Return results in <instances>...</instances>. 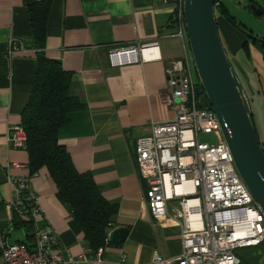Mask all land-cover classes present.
<instances>
[{
  "label": "crops",
  "instance_id": "1",
  "mask_svg": "<svg viewBox=\"0 0 264 264\" xmlns=\"http://www.w3.org/2000/svg\"><path fill=\"white\" fill-rule=\"evenodd\" d=\"M36 1L0 0V239L30 246L33 233L29 236L13 220L10 206L14 194L10 180L28 175V154L24 148L9 146L5 138L10 126L20 124L35 79L37 48L29 46L28 7ZM250 3L257 4L264 15V0ZM50 4L42 52L70 72L69 90L83 103L60 128L59 142L76 170L90 173L102 196L116 204L108 233L118 226L128 228L119 246L108 244L101 260L91 264H147L155 251L166 257L179 254L180 227L150 214L144 200L148 186L138 175L133 154L136 139L149 134L151 124L173 117L164 98L165 69L170 62L187 58L192 78L199 82L186 29L180 32L172 20V5L163 0H51ZM216 21L229 62L243 53L246 65L253 66L251 80L258 81L264 94V43L259 47V42L246 38L221 14H216ZM262 31L264 26L256 35L264 38ZM12 38L22 41L23 53L10 52ZM136 42H156V57L110 63L111 49ZM252 121L260 139L254 117ZM260 142L264 147V141ZM30 182L41 210L36 225H49L57 246L69 254L82 253L86 249L83 233L57 199L47 170L40 168Z\"/></svg>",
  "mask_w": 264,
  "mask_h": 264
},
{
  "label": "built area",
  "instance_id": "2",
  "mask_svg": "<svg viewBox=\"0 0 264 264\" xmlns=\"http://www.w3.org/2000/svg\"><path fill=\"white\" fill-rule=\"evenodd\" d=\"M163 2L172 5V20L182 33L184 0ZM10 44L11 53L24 52L22 41L12 38ZM156 44L136 42L113 48L110 63L154 58L155 52L146 57L144 51L156 50ZM165 72L164 98L173 117L151 124L150 133L136 139L133 160L148 186L144 200L150 214L157 221H173L180 227L181 251L169 257L155 251L147 264H247L240 250L255 247L264 264V209L239 176L215 113L202 105L187 58L172 60ZM200 133L211 135L212 140H200ZM5 140L13 148H23V126H10ZM10 183L14 190L10 206L31 217L35 245L0 239V264H91L101 260L108 237L93 252L86 248L76 256L69 254L57 246L49 225H36L41 210L29 175ZM121 258L124 261L125 255Z\"/></svg>",
  "mask_w": 264,
  "mask_h": 264
},
{
  "label": "trees",
  "instance_id": "3",
  "mask_svg": "<svg viewBox=\"0 0 264 264\" xmlns=\"http://www.w3.org/2000/svg\"><path fill=\"white\" fill-rule=\"evenodd\" d=\"M50 2L38 0L28 7L32 30L29 46L37 49L33 87L21 112L20 124L26 134L23 148L28 154L29 177L40 168L47 170L55 183L57 199L80 227L85 247L93 252L104 244L117 206L102 196L90 173L76 170L68 150L59 142L60 128L70 121L72 112L83 108V103L69 90L70 72L63 69L59 60L42 52ZM219 4L222 6L220 1ZM198 89L202 105L209 107L199 82ZM13 220L27 234L33 233L29 214L14 211Z\"/></svg>",
  "mask_w": 264,
  "mask_h": 264
},
{
  "label": "water",
  "instance_id": "4",
  "mask_svg": "<svg viewBox=\"0 0 264 264\" xmlns=\"http://www.w3.org/2000/svg\"><path fill=\"white\" fill-rule=\"evenodd\" d=\"M248 7L256 15L262 14L258 5L250 3ZM215 8L246 38L259 43H264V38L233 22L218 0L183 2L185 29L199 83L216 115L239 176L264 209V147L253 124L248 99L222 43ZM127 233L124 226L113 228L107 235L109 244L119 246Z\"/></svg>",
  "mask_w": 264,
  "mask_h": 264
},
{
  "label": "rangeland",
  "instance_id": "5",
  "mask_svg": "<svg viewBox=\"0 0 264 264\" xmlns=\"http://www.w3.org/2000/svg\"><path fill=\"white\" fill-rule=\"evenodd\" d=\"M220 1L223 6L222 10L233 20V22L248 31H252L254 35L261 32V28L264 26L262 25V23H264V15L258 16L250 11V8H248L247 5H249L252 0ZM215 14L220 16V12L217 8H215ZM220 36L224 45L222 35L220 34ZM261 36H264V31H262ZM230 64L240 81L244 93L247 95L250 109L252 111V117H254L256 122L260 140L264 141V94H262V89L260 84H258V81L255 78V80H251L252 72L250 71H253V66L249 62H247L246 65V58L243 53H238V55L230 57ZM194 73L197 76L195 70ZM204 99H206V97H204ZM199 138L202 141L210 142L212 140L211 135L202 133L199 134ZM240 254L245 258L247 264H260L259 248L241 249Z\"/></svg>",
  "mask_w": 264,
  "mask_h": 264
},
{
  "label": "bare ground",
  "instance_id": "6",
  "mask_svg": "<svg viewBox=\"0 0 264 264\" xmlns=\"http://www.w3.org/2000/svg\"><path fill=\"white\" fill-rule=\"evenodd\" d=\"M150 52L154 53V50H145L144 55L147 57L150 54Z\"/></svg>",
  "mask_w": 264,
  "mask_h": 264
},
{
  "label": "flooded vegetation",
  "instance_id": "7",
  "mask_svg": "<svg viewBox=\"0 0 264 264\" xmlns=\"http://www.w3.org/2000/svg\"><path fill=\"white\" fill-rule=\"evenodd\" d=\"M218 2H219V0H218ZM250 4V3H249ZM249 6V5H248ZM249 8V7H248ZM251 11V10H250ZM221 14V13H220ZM222 15V14H221ZM223 16V15H222Z\"/></svg>",
  "mask_w": 264,
  "mask_h": 264
}]
</instances>
